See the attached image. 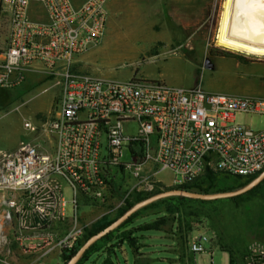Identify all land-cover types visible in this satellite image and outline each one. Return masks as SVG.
I'll use <instances>...</instances> for the list:
<instances>
[{
	"label": "built area",
	"instance_id": "obj_1",
	"mask_svg": "<svg viewBox=\"0 0 264 264\" xmlns=\"http://www.w3.org/2000/svg\"><path fill=\"white\" fill-rule=\"evenodd\" d=\"M107 2L0 0V87L19 86L30 70L59 87L46 118L36 125L24 121L39 132L42 147L23 140L15 150L0 152L3 218L18 230L60 231L55 227L62 224L68 232L55 243L61 252L89 224L79 214L80 194L108 204L113 189L119 196L102 215L108 216L131 192L163 184L157 177L163 171L172 174L166 186L178 187L208 171L247 177L264 169V126L254 130L235 122L238 112L264 117V96L183 88L137 75L99 77L79 69V56L103 41ZM208 241L206 233L195 234L188 251H206ZM252 251L264 254V248L249 245Z\"/></svg>",
	"mask_w": 264,
	"mask_h": 264
},
{
	"label": "rangeland",
	"instance_id": "obj_2",
	"mask_svg": "<svg viewBox=\"0 0 264 264\" xmlns=\"http://www.w3.org/2000/svg\"><path fill=\"white\" fill-rule=\"evenodd\" d=\"M223 3L224 0H108L103 41L79 56L82 62L78 67L99 77L126 80L137 75L183 88L201 85L210 92L264 96V56L235 51L217 42ZM4 37L5 31L0 26L1 44ZM27 87L23 90L0 87V152L15 150L23 140H41L39 132L24 127V121L36 125L46 118L59 87L45 80ZM235 122L258 130L264 126V117L238 112ZM128 158L126 150L124 159ZM157 177L164 185L159 184L151 191L165 187L172 180L168 171ZM69 198L66 190L64 199ZM153 203L135 211L121 228L95 241L96 245L76 264H210L211 258L213 264H229L228 252L209 241L204 243L206 251L189 252L187 242L179 239L178 221L168 220L162 226L164 231L144 230V224L158 217L173 216L164 213L171 202L158 199ZM113 206L110 202L106 209ZM124 206L125 203L114 210L111 218L102 216L91 221L84 232L114 218ZM223 210L224 216L232 213ZM205 222L200 217L193 220V225L204 226ZM202 232L211 240L214 238L211 231L204 228ZM199 233L200 230L192 232L190 237ZM232 235V240L244 241L248 249L249 245L264 248V240L250 231ZM249 253L245 264H264V254ZM64 262L62 259L61 264Z\"/></svg>",
	"mask_w": 264,
	"mask_h": 264
},
{
	"label": "trees",
	"instance_id": "obj_3",
	"mask_svg": "<svg viewBox=\"0 0 264 264\" xmlns=\"http://www.w3.org/2000/svg\"><path fill=\"white\" fill-rule=\"evenodd\" d=\"M259 173L244 177L238 175H230L222 172L208 171L199 179L189 185L178 187L163 186L153 191H133L125 199V206L114 218L107 220L94 229H88L87 231H85L83 236L75 243V245L70 250L62 252V258L66 262L82 245L86 238L104 228L112 220L124 213L137 201L161 192L164 189L181 188L203 193L234 190L245 185ZM261 186H264V179L258 185L243 194L223 199L201 200L184 196H169L160 199L171 202L164 209V213L173 214V216H171L170 218L165 217L167 215H165L164 217H158L154 221L144 224L142 228L144 230L164 231L162 226L166 225L168 220H171L173 222L178 221L177 231L179 233V239L185 242H188V239L192 232L200 228H205L213 233L216 238L217 246L220 249L228 252L229 264H245L244 260L250 254L248 247L245 245L246 243L244 241L236 242L232 240V238L229 237V233H227V231H229V229H231L232 227L237 229L239 232L250 231L254 237L264 240V187ZM152 204L154 203L152 202L151 205ZM218 204L220 205L219 208L216 207ZM205 206L207 207V209H204ZM223 207L226 208L227 211H232V213H230V215L228 216H224ZM136 212L130 215L122 224L117 227V229L127 224L132 216L136 214ZM200 217H203L205 219L206 224H204V226H194L193 220ZM117 229L115 228L112 231H115ZM172 230L175 231V229ZM108 234H106L104 237H106ZM95 245L96 243L91 245L79 260H81ZM255 260H257V257H255Z\"/></svg>",
	"mask_w": 264,
	"mask_h": 264
},
{
	"label": "crops",
	"instance_id": "obj_4",
	"mask_svg": "<svg viewBox=\"0 0 264 264\" xmlns=\"http://www.w3.org/2000/svg\"><path fill=\"white\" fill-rule=\"evenodd\" d=\"M82 62V58H79ZM47 76L44 73L38 70H30L25 73L23 82L17 86L20 90L28 88L29 84H37L41 81H53L46 80ZM16 89V88H15ZM32 140V139H31ZM40 147H42V140L35 141ZM68 189H65V191ZM64 191V192H65ZM111 203L117 201V196L114 193L113 189H109ZM109 195L107 196V198ZM108 201V202H109ZM1 202V197H0ZM107 203H99L94 201L89 197H86L84 194L78 196V210L81 217V220L85 223H90L100 218L102 215L107 213L106 209ZM0 204V264H61L62 263V252L58 247L55 246V243L58 239L62 238L68 231H61L64 227L59 223L56 225L60 231H38L32 228L18 230L16 225L8 224L3 218V210ZM114 211L106 215L107 218H111ZM13 225V227H12ZM123 229H120L122 231ZM203 231L204 228H200L197 231ZM159 231V230H155ZM162 231V230H161ZM238 230L235 228L229 229V237L233 239L232 235ZM213 234V233H212ZM78 236V238H80ZM211 244H216V238L210 241ZM45 251H49L46 253Z\"/></svg>",
	"mask_w": 264,
	"mask_h": 264
},
{
	"label": "bare ground",
	"instance_id": "obj_5",
	"mask_svg": "<svg viewBox=\"0 0 264 264\" xmlns=\"http://www.w3.org/2000/svg\"><path fill=\"white\" fill-rule=\"evenodd\" d=\"M216 39L232 50L264 56V0H224Z\"/></svg>",
	"mask_w": 264,
	"mask_h": 264
},
{
	"label": "water",
	"instance_id": "obj_6",
	"mask_svg": "<svg viewBox=\"0 0 264 264\" xmlns=\"http://www.w3.org/2000/svg\"><path fill=\"white\" fill-rule=\"evenodd\" d=\"M137 150L139 149L136 147ZM264 179V169L253 179L247 182L245 185L228 191H219L214 193H203L193 190H185L181 188H168L164 189L161 192L153 194L149 197H146L140 201L134 203L130 208H128L124 213L120 216L112 220L108 225H106L101 230L92 234L82 243V245L75 251V253L64 263V264H76L78 260L82 257L85 251L98 239L109 233L110 231L117 228L120 224H122L130 215H132L135 211L144 207L158 199L169 197V196H184L188 198L201 199V200H215L220 198L233 197L247 192L252 189L256 185H258Z\"/></svg>",
	"mask_w": 264,
	"mask_h": 264
}]
</instances>
